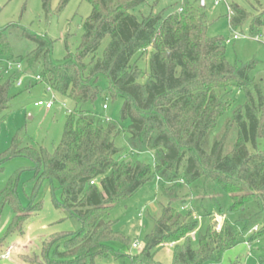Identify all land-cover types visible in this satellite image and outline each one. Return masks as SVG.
Masks as SVG:
<instances>
[{
	"label": "trees",
	"instance_id": "obj_1",
	"mask_svg": "<svg viewBox=\"0 0 264 264\" xmlns=\"http://www.w3.org/2000/svg\"><path fill=\"white\" fill-rule=\"evenodd\" d=\"M70 1L62 0L61 8ZM88 1L92 13L84 23L82 44L62 64L53 62L48 38L18 24L0 27V59L20 64L22 73L40 77V83L76 108L53 153L34 148L19 131L0 155V174L6 162L22 157L33 163L38 183L56 182L61 191L56 208L80 226L76 233L51 235L42 244V262L109 264L130 258L132 264H159L153 262L155 250L171 244L172 264H220L238 244V231L252 234L247 244L264 237V227L258 228L264 224V150L258 149L264 139V82L251 78L256 63L227 61L223 40L208 36L205 7L184 0L139 21L133 12L151 0ZM42 2L48 13L52 0ZM246 25L253 38L264 36V11L253 17L233 6L232 31ZM14 33L34 49L17 56ZM7 77L0 67V126L16 83L15 74ZM101 78L108 82L106 92ZM236 90L246 102L219 131L234 107ZM105 95L123 100L120 121L85 109ZM121 135L132 153L152 154L154 167L117 161L115 139ZM154 179L166 204L152 219L143 252L126 255L122 249L132 247L131 239L115 228L111 212ZM15 184L13 179L4 189L2 202L15 215L8 236L18 237L26 220L22 212L30 211L21 209ZM215 216L224 219L220 230ZM199 219L207 225L197 238ZM26 261L38 264L40 258Z\"/></svg>",
	"mask_w": 264,
	"mask_h": 264
},
{
	"label": "rangeland",
	"instance_id": "obj_2",
	"mask_svg": "<svg viewBox=\"0 0 264 264\" xmlns=\"http://www.w3.org/2000/svg\"><path fill=\"white\" fill-rule=\"evenodd\" d=\"M184 0H151L137 8L133 15L142 21L151 15L160 14L172 6L182 4ZM196 6L205 2V14L208 22V36L221 38L226 48V59L232 65L256 63L251 78L255 81L264 82V36L253 38L248 25L232 31L230 18L225 5L214 6V0H186ZM228 5L242 8L251 16H256L264 11V0H226ZM62 0H52L49 12H45L42 0H0V27L5 28L11 24H18L32 33L46 37L53 42L52 60L55 64H62L68 55H76L82 44L84 35V23L92 13V5L88 0H71L64 8H61ZM240 36L238 41L226 45V40L232 39L234 34ZM11 44L14 53L26 55L34 49V45L20 37L18 33L11 36ZM108 40L103 43L99 52L102 56ZM91 60L87 59V63ZM0 67L8 68V63L0 59ZM15 69V68H14ZM11 74L16 75V83L11 90L12 100L9 109L4 113V120L0 126V155L5 153L11 146L13 138L21 131V137L36 149L41 147L53 153L61 143L70 111H74L75 105L69 100H64L60 95L36 80L35 76L25 75L14 70ZM8 77L6 76V79ZM21 82L19 87L17 84ZM100 87L106 92L108 82L101 78ZM234 107L221 120L222 129L226 120L230 118L234 110L245 104V94L236 90L233 95ZM53 103V109L47 110L45 106L35 107V103ZM107 106V110L103 107ZM123 100L110 101L106 95L99 98L94 105L86 106V110L93 111L96 115L112 120L120 121V113ZM129 122L125 123L128 126ZM220 133V132H219ZM115 145L119 149L115 157L117 161L142 162L154 167V158L150 153L134 154L128 146L124 135L115 139ZM258 149L264 150V139L258 143ZM15 179V187L19 197L22 212L26 215L22 222V235L8 236V230L15 217L12 208L2 202V192ZM61 200V191L56 182L47 179L38 183L35 179L33 163L27 158H14L4 164V171L0 174V256L11 247L14 248L10 261L0 260V264H29L27 259L36 256L40 258L38 264H44L41 258L42 244L50 242L51 233H76L80 226L71 219L62 209H57L56 201ZM161 204L166 201L161 197L158 190L157 180L154 179L136 193L125 204L116 206L111 212L110 220L115 223V228L125 237L131 239L132 247L122 249L126 255H136L143 252L145 243L142 241L152 231L153 218L158 217ZM188 209H186L187 211ZM217 224L224 223V219L215 216ZM207 221V220H206ZM199 219L200 228L197 238L203 234L207 222ZM30 222V223H29ZM31 226L29 230V226ZM47 230L43 231V227ZM264 227L259 222V230ZM29 231L27 241L26 232ZM194 240L195 234L189 236ZM252 234L246 236L237 232L238 244L235 248L225 253L220 264H264V237L250 242ZM17 238L23 241L17 245ZM137 243L138 249H133ZM115 247H121L115 245ZM174 245L164 244L154 252L153 262L159 264H172ZM109 264H132L130 258L113 261Z\"/></svg>",
	"mask_w": 264,
	"mask_h": 264
},
{
	"label": "built area",
	"instance_id": "obj_3",
	"mask_svg": "<svg viewBox=\"0 0 264 264\" xmlns=\"http://www.w3.org/2000/svg\"><path fill=\"white\" fill-rule=\"evenodd\" d=\"M221 5H225V6H226V8H227V12H228V18L231 19V17L233 16V11L231 10V6L228 5L227 1H226V0H214V6H215V7H219V6H221ZM229 22H230V20H229ZM239 39H240V36H239L237 33H235L234 36H233V38H232V39H228V40H226L225 43H226V45H230V44H232L234 41H238ZM14 68H15V69H14ZM4 70H5V74H6V76H10V75H12L11 73H12L14 70H16V71H18V72H22V71H23V68H22V66H21L20 64H11V63H8V68H4ZM36 80H37L38 82H41L40 77H36ZM17 85L20 87V86H21V82L18 83ZM48 91H51V90L48 89ZM42 106H45V108H46L47 110H52V109H53V103H52V102H48V103H45V104H44L43 102L35 103V107H42ZM103 109H104V110H107L108 108H107V106L105 105V106L103 107ZM92 184H94V182H93ZM217 229H218V230L221 229V223L219 224V226H218ZM257 230H258V228H255L253 231H257ZM247 245H249V244H247ZM133 248H134V249H138V244L135 243V244L133 245ZM13 250H14L13 247H11L10 249H8V251H6L4 254H2V255L0 256V260L10 261L11 258H12V255H13Z\"/></svg>",
	"mask_w": 264,
	"mask_h": 264
},
{
	"label": "crops",
	"instance_id": "obj_4",
	"mask_svg": "<svg viewBox=\"0 0 264 264\" xmlns=\"http://www.w3.org/2000/svg\"><path fill=\"white\" fill-rule=\"evenodd\" d=\"M29 223H30V222H29ZM31 226H32V225L29 226V230H30ZM46 230H47V228L44 226V227H43V231H46ZM54 234H55V233H54ZM29 235H30V234H29V231H27V232H26V239H27V241H31V243H33L32 240H31L32 238L30 239V238H29V237H30ZM51 235H53V233L49 234L48 237H50ZM17 239H18V241H17V245H20V243H21L23 240H22L21 238H17Z\"/></svg>",
	"mask_w": 264,
	"mask_h": 264
},
{
	"label": "water",
	"instance_id": "obj_5",
	"mask_svg": "<svg viewBox=\"0 0 264 264\" xmlns=\"http://www.w3.org/2000/svg\"><path fill=\"white\" fill-rule=\"evenodd\" d=\"M202 8H204L205 7V2L204 1H202Z\"/></svg>",
	"mask_w": 264,
	"mask_h": 264
}]
</instances>
